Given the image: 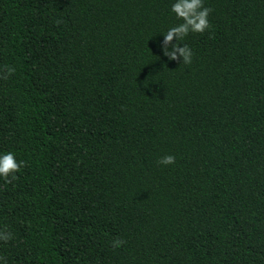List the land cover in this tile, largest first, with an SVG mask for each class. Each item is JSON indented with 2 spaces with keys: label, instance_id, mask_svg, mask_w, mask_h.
I'll use <instances>...</instances> for the list:
<instances>
[{
  "label": "trees",
  "instance_id": "1",
  "mask_svg": "<svg viewBox=\"0 0 264 264\" xmlns=\"http://www.w3.org/2000/svg\"><path fill=\"white\" fill-rule=\"evenodd\" d=\"M174 2L0 0V264H264V0Z\"/></svg>",
  "mask_w": 264,
  "mask_h": 264
},
{
  "label": "clouds",
  "instance_id": "2",
  "mask_svg": "<svg viewBox=\"0 0 264 264\" xmlns=\"http://www.w3.org/2000/svg\"><path fill=\"white\" fill-rule=\"evenodd\" d=\"M170 11L182 22L169 28L163 35L161 44L163 55L169 60H178L183 64H190L193 57L191 49L187 45L179 46L178 41L183 40L189 33L202 34L208 30L210 28L208 16L211 9L204 6L203 0H175L171 5ZM14 71V69H9V72ZM2 78L6 79L7 77ZM158 163L165 166L174 164L175 157L166 155ZM24 166L25 162H17L12 152L0 155V179H3L5 184L12 183V181L18 178L15 173L20 172ZM11 239V233L0 231V241L7 243ZM123 243L124 241L122 240H114L112 241V247H121ZM2 259L4 258L0 257V260Z\"/></svg>",
  "mask_w": 264,
  "mask_h": 264
}]
</instances>
